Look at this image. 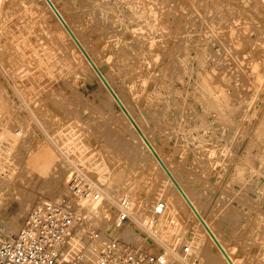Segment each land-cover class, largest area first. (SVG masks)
I'll return each instance as SVG.
<instances>
[{
	"label": "rangeland",
	"instance_id": "rangeland-1",
	"mask_svg": "<svg viewBox=\"0 0 264 264\" xmlns=\"http://www.w3.org/2000/svg\"><path fill=\"white\" fill-rule=\"evenodd\" d=\"M55 1L107 63L179 179L189 189L200 185L193 197L233 255L264 264V0H94L84 16H73L68 0ZM60 30L43 0H2L0 220L7 230L16 231L39 200L64 193L79 167L113 200L129 195L135 219L167 202L151 227L159 236L153 247L144 244L153 236L144 223L129 221L124 238H143L133 243L150 252L188 243L199 264H226ZM122 77H135L136 97L124 92ZM111 203L102 208L108 223Z\"/></svg>",
	"mask_w": 264,
	"mask_h": 264
},
{
	"label": "built area",
	"instance_id": "built-area-1",
	"mask_svg": "<svg viewBox=\"0 0 264 264\" xmlns=\"http://www.w3.org/2000/svg\"><path fill=\"white\" fill-rule=\"evenodd\" d=\"M66 186L61 195L33 205L16 231L9 232L0 220V264H199L190 244L150 252L144 244L152 246L154 234L141 246L126 240L121 228L136 220L129 195L113 200L79 167L68 174ZM111 201L114 234L104 229L107 217L102 214ZM166 210L167 202L160 199L140 222L154 228ZM174 253H179L177 262L171 261Z\"/></svg>",
	"mask_w": 264,
	"mask_h": 264
},
{
	"label": "bare ground",
	"instance_id": "bare-ground-1",
	"mask_svg": "<svg viewBox=\"0 0 264 264\" xmlns=\"http://www.w3.org/2000/svg\"><path fill=\"white\" fill-rule=\"evenodd\" d=\"M42 1V0H41ZM53 1V3L55 4V6L57 7V9L59 10V12L61 13V15L64 17V19L66 20V22L69 24V26L71 27V29L73 30V32L76 34V36H77V38L79 39V41L81 42V44L84 46V48H86V50H87V52L90 54V56L92 57V59L94 60V62L97 64V66L101 69V71L103 72V74H104V76H105V78L108 80V82L110 83V85L112 86V87H114L113 89L115 90V92L117 93V95L119 96V98L121 99V101L123 102V105H125V107L127 108V110L129 111V113L131 114V116L135 119V121L140 125V127H141V129L143 130V132L145 133V135L147 136V138L149 139V141L151 142V144L153 145V147L156 149V151L159 153V155L162 157V159H163V161L167 164V166L169 167V169L171 170V172L173 173V175L176 177V179H177V181L179 182V183H181L180 185L182 186V188L184 189V191H185V193L188 195V197L190 198V200L193 202V204H194V206L197 208V210L200 212V214H201V216L203 217V219L206 221V223L208 224V226L210 227V229L212 230V232H213V234H215V236L217 237V239L220 241V243L223 245V247L225 248V250L227 251V253L229 254V256L231 257V260H233V262L235 263V264H241L240 263V261L238 260V258H236L234 255H233V253H232V251L228 248V246L225 244V242L221 239V237H220V235H219V231L216 229V227H215V224H214V222H212L211 221V219L209 218V217H207L204 213H203V211L201 210V205H200V203L193 197V193L191 192V189L193 188L192 186V188L191 189H189V188H187L186 186H185V184L179 179V177L177 176V173L175 172V170L170 166V164L168 163V161H167V159L165 158V156L162 154V152L160 151V149L158 148V144H156V137L154 136L153 138L147 133V131H146V129H145V127L143 126V124L138 120V118H137V116L134 114V112H133V110L131 109V107L128 105V103H127V101H126V99L123 97V95L121 94V92H119L116 88L117 87H115V85L112 83V81L110 80V78H109V76H108V74H107V72H106V68H105V63H102V62H100L99 60H97L96 59V57L93 55V53H92V51H91V49L89 48V46H87V43H85V41H84V36L82 37L81 35H79V33H77V30L73 27V25L71 24V22H70V20L68 19V17L66 16V14H65V12H63L64 11V9L62 10L61 9V7H59V5H57V3H56V1L55 0H52ZM75 1H77L78 2V4H80L79 5V7H81V8H76L74 5H75V3H74V5H73V3H72V1H70V0H68V1H66L67 2V4H66V6H68L67 8L69 9V11L72 13V15L74 16V15H79L80 16V13H82V15L81 16H84V14L85 13H87L88 11H87V9L86 8H88L89 9V7H90V3L92 2V1H94V0H75ZM136 1V0H135ZM43 2H44V5H46V7H47V9L48 10H50V13H51V15H52V17L56 20V23L58 24V26H59V29H61L60 31H61V33L62 34H64L63 36H65V37H67V39L69 40V42L72 44V46H73V48L75 47V49L78 51V53H79V55H80V57L82 58V60H83V62L88 66V68L92 71V73L93 74H95L96 76L95 77H97V80H98V83L101 85V87H102V89H104L105 90V92H106V94L109 96V98H110V101L112 102V103H114V104H118L117 103V101H116V99L114 98V96L111 94V92L107 89V87L104 85V83L102 82V80L100 79V77L98 76V73L96 72V70L94 69V67H93V65L90 63V61L87 59V57L83 54V52L81 51V49L78 47V45H77V43L75 42V40L72 38V36L70 35V33H69V31H68V29H66V27L64 26V24L61 22V20L57 17V15L55 14V12L53 11V9L49 6V4H48V2L46 1V0H43ZM80 2V3H79ZM97 2V1H96ZM142 2V1H141ZM93 3V2H92ZM99 3V2H98ZM65 5V4H64ZM95 5H96V3H95ZM113 5H114V3H113ZM146 5V4H145ZM97 6V5H96ZM103 6V5H102ZM140 6V5H139ZM77 7H78V5H77ZM101 7V6H100ZM142 7V6H141ZM161 7V6H160ZM66 8V9H67ZM79 10V9H81V10H79L78 12H77V10ZM94 8V7H93ZM143 8H145V7H143ZM142 8V9H143ZM75 9V10H74ZM141 9V8H140ZM146 9V8H145ZM93 10V9H92ZM144 10V9H143ZM22 11V10H21ZM96 11V10H95ZM140 11V10H139ZM146 11L147 10H145V12H144V17H145V15L148 13H146ZM70 12H69V14H70ZM100 12V11H99ZM105 12V11H104ZM90 13V12H89ZM141 13V12H140ZM143 13V12H142ZM141 13V14H142ZM160 14V13H159ZM24 15V14H23ZM71 17V16H70ZM153 17V16H152ZM150 16H149V14H147L146 15V18L145 19H149L150 20ZM83 19V18H82ZM144 19V18H143ZM153 19V18H152ZM52 20V19H51ZM90 20V19H89ZM149 20H147V21H149ZM84 21V20H83ZM86 21V20H85ZM88 21V20H87ZM146 21V20H145ZM143 23V22H142ZM146 23H149V22H146ZM111 25V24H110ZM141 25H143V24H141ZM144 25H145V22H144ZM148 25H150V27H152L151 26V24H148ZM77 26V25H76ZM92 26H94V25H92ZM98 26V25H97ZM101 26V25H100ZM146 26L147 25H145V28H146ZM95 27H96V25H95ZM144 27V26H143ZM142 27V28H143ZM78 28V27H77ZM92 28V27H91ZM139 28V27H138ZM149 28V27H148ZM147 28V29H148ZM99 29V28H98ZM58 30V29H57ZM93 30V29H92ZM138 30V29H137ZM149 30H150V28H149ZM90 31V30H89ZM89 31H87V33L89 32ZM152 30H150V32H151ZM51 32V31H50ZM85 32V31H84ZM148 32V31H147ZM150 32H148V33H150ZM95 33V32H94ZM106 33V32H105ZM108 33V32H107ZM180 33V32H179ZM139 34V33H138ZM91 35V34H90ZM89 35V36H90ZM99 35V34H98ZM102 35H105V34H102ZM110 37V36H109ZM96 38V37H95ZM100 38V37H99ZM90 39V38H89ZM93 39V38H92ZM98 41L100 40V39H97ZM96 39H95V41H97ZM105 40V39H104ZM116 40V39H115ZM187 40V39H186ZM62 41V40H61ZM87 42V41H86ZM91 42V41H90ZM93 42V41H92ZM107 42V41H106ZM106 42H104L105 44H106ZM179 42V41H178ZM101 43H103V42H100V44ZM93 44V43H92ZM95 44V43H94ZM104 44V45H105ZM109 44V43H108ZM102 45V44H101ZM183 46V45H182ZM92 47H93V45H92ZM114 47V46H113ZM105 48V47H104ZM111 48V47H110ZM179 48V47H178ZM92 49H96V45H95V47H93ZM98 49V48H97ZM102 49V48H101ZM112 49V48H111ZM147 49V48H146ZM106 50V49H105ZM101 51V50H100ZM178 51V50H177ZM98 53H99V51H97ZM114 52V51H113ZM129 52V51H128ZM172 52V51H171ZM110 53V52H109ZM109 53H108V55H109ZM130 53V52H129ZM181 53V52H180ZM118 54V53H117ZM120 54V53H119ZM131 54V53H130ZM69 55V54H68ZM126 55V54H125ZM176 55V54H175ZM113 57V56H112ZM126 57H128V56H126ZM108 58V57H107ZM173 58V57H172ZM207 58V57H206ZM67 61V60H66ZM106 65H107V63H106ZM112 65V64H111ZM114 66V65H113ZM123 66V65H122ZM174 66V65H173ZM124 67V66H123ZM123 67H122V69H123ZM128 68V67H127ZM131 68V67H130ZM149 68V67H148ZM117 69H119V68H117ZM118 71V70H117ZM126 71V70H125ZM150 71V70H149ZM119 72H121V71H119ZM78 73H79V70H78ZM158 73V72H157ZM119 74V73H118ZM184 74V73H183ZM135 75V74H134ZM165 76V75H164ZM121 77V76H120ZM158 77V76H157ZM166 77V76H165ZM123 78V77H122ZM121 78V79H122ZM114 80V79H113ZM122 89H124V92L127 94V92H128V94L127 95H130L131 97H136L137 96V91L139 90V88L137 89L136 88V80H135V77H131V79L129 78V77H125V78H123L122 79ZM217 82V81H216ZM162 83V82H161ZM218 83V82H217ZM148 85V84H147ZM167 85V84H166ZM222 85V84H221ZM142 86V85H141ZM198 87V86H197ZM142 88H143V86H142ZM146 88V87H145ZM156 89V88H155ZM143 90V89H142ZM202 90V89H201ZM171 91V90H170ZM207 91V90H206ZM205 92V91H204ZM151 93V92H150ZM168 93V92H167ZM142 96V95H141ZM147 98V97H146ZM155 98H157V97H155ZM217 99V98H216ZM200 100V99H199ZM155 101V100H154ZM161 101V100H160ZM201 101V100H200ZM207 101V100H206ZM156 103V102H155ZM162 103V102H161ZM164 103V102H163ZM220 103V102H219ZM151 105V104H150ZM149 105V106H150ZM166 107V106H165ZM164 107V108H165ZM178 108V107H177ZM119 109V113L122 115V117L126 120V123L129 125V127L131 128V130L133 131V133L136 135V137H137V139L140 141V144H142V146H143V148H144V150L146 151V153L148 154V156L149 157H151V159H152V161L156 164V166L159 168V170L161 171L160 173H162V175L164 176V178L168 181V183L171 185V187H172V189H173V191H175V193L177 194V196H179V199L182 201V202H184V204L186 205V207L188 208V210L190 211V213L192 214V216L194 217V219H195V221L197 222V224L199 225V228H201L202 229V231H203V233H204V235L206 236V238H208L207 240H210V243H211V245L214 247V249L216 250V252H218V254L220 255V257L222 258V259H224V262L226 263V264H231L230 262H229V259H227V257L225 256V254L223 253V251L219 248V246L217 245V243L215 242V240H213V237L210 235V233L207 231V229L204 227V225L201 223L202 221H200L199 220V218L197 217V215L195 214V212L193 211V209L190 207V205H189V202H187V200L185 199V197L182 195V193L179 191V189L176 187V185L174 184V182L172 181V179L170 178V176L167 174V172L165 171V169L163 168V166L160 164V162L158 161V159L155 157V155H154V153L152 152V150L150 149V147L147 145V143H146V141L143 139V137L140 135V133L137 131V129L135 128V125H133V123H132V121L130 120V118L127 116V114L121 109V108H118ZM157 110H158V108H157ZM162 110V109H161ZM154 112V111H153ZM192 112V111H191ZM146 114V113H145ZM160 114V113H159ZM150 115H151V113H150ZM161 115V114H160ZM152 116V115H151ZM152 117H154V116H152ZM157 115H156V119H157ZM196 117V116H195ZM150 118V117H149ZM155 118V117H154ZM194 118V117H193ZM159 119V118H158ZM162 119V118H161ZM177 119V118H176ZM163 120V119H162ZM171 120V119H170ZM160 122V121H159ZM173 124V123H172ZM177 124V123H176ZM157 127V126H156ZM159 134H160V132H159ZM113 138V137H112ZM161 138V137H160ZM159 138V139H160ZM181 139V138H180ZM170 141V140H169ZM169 141H167L168 142V144L170 143ZM167 144V143H166ZM171 145V144H170ZM169 145V146H170ZM174 145V144H173ZM173 145H171V147L170 148H174L175 146H173ZM168 146V145H167ZM170 148H168V149H170ZM167 149V150H168ZM194 149V148H193ZM173 152V151H172ZM176 153V152H175ZM175 153H174V155H175ZM179 153V152H178ZM212 153V152H211ZM176 156V155H175ZM186 158V157H185ZM194 160V159H193ZM190 162V161H189ZM195 162V161H194ZM179 163V162H178ZM208 163V162H207ZM226 164V163H225ZM201 165V164H200ZM198 167V166H197ZM185 168V167H184ZM237 168V167H236ZM239 168V167H238ZM207 169V168H206ZM252 169V168H251ZM246 172H247V170H246ZM198 173V172H197ZM200 174V173H199ZM91 176V175H90ZM194 176V175H193ZM192 176V177H193ZM201 178V177H200ZM209 178V177H208ZM211 178H212V176H211ZM192 179H194V178H192ZM191 179V180H192ZM59 181V180H58ZM220 181V180H219ZM230 181V180H229ZM249 181V180H248ZM197 182V181H196ZM199 183L201 182V181H198ZM212 182V181H211ZM216 182V181H215ZM242 182V181H241ZM202 183V182H201ZM243 183V182H242ZM99 184V183H98ZM204 184V183H203ZM227 184V183H226ZM225 184V185H226ZM100 185V184H99ZM213 185H215V184H213ZM101 186V185H100ZM200 186V185H199ZM198 186V188L196 187H194V189H192V190H196V191H198L197 193H201V190H199V187ZM203 186V185H202ZM201 186V187H202ZM217 186V185H216ZM102 187V186H101ZM103 188V187H102ZM203 188H204V186H203ZM207 188H209V187H207ZM256 188V187H255ZM200 189H202V188H200ZM209 190V189H208ZM216 190V189H215ZM228 190V189H227ZM234 190V189H233ZM253 190V189H252ZM103 191L106 193V194H108L110 191H107V190H105L104 188H103ZM108 192V193H107ZM5 193V192H4ZM226 193V192H225ZM211 194V193H210ZM233 194V193H232ZM4 195V194H3ZM203 195V194H202ZM201 195V196H202ZM111 196V195H110ZM233 196V195H232ZM206 197V196H205ZM215 197V196H214ZM213 200V199H212ZM218 200V199H217ZM212 202V201H211ZM209 204H210V202H208ZM112 204V203H111ZM169 204L170 203H168V206H169ZM205 204H207L206 202H205ZM213 204V203H212ZM208 205V204H207ZM206 205V206H207ZM220 205V204H219ZM171 206V205H170ZM169 206V207H170ZM209 206V208H210V205H208ZM214 206V205H213ZM223 206V205H222ZM211 210V209H210ZM209 210V211H210ZM215 210V209H214ZM213 211V210H212ZM219 211V210H218ZM171 212V211H170ZM214 213V212H213ZM212 213V214H213ZM217 216V215H216ZM233 216V215H232ZM232 216H231V218H232ZM104 217H107V215L105 216L104 215ZM110 217V219L112 218L111 217V215L109 216ZM108 217V218H109ZM167 216H165L163 219H165ZM174 217V216H173ZM222 217V216H221ZM107 218V219H108ZM168 218V217H167ZM169 219V218H168ZM233 219H235V217L234 218H232V220ZM140 220L141 219H139V218H136V220H134L138 225H141V222H140ZM170 220V219H169ZM230 220V219H229ZM172 221V220H171ZM170 221V222H171ZM231 221V220H230ZM10 223V226H12V228L13 227H15L14 225L16 224V220L14 221V220H12V221H9ZM168 222V221H167ZM107 223H108V220H107ZM106 223V227H104V229H110V231L112 232V234H114L115 232H114V230H115V225L113 224V222L112 221H109V223L107 224ZM129 223V221H127V222H125V224H124V226H127V224ZM232 223V222H231ZM143 227V226H142ZM8 230H10L9 228H7ZM146 229V228H145ZM150 229V232L151 233H153L155 236H158L156 233H155V231L153 230V229H151V228H149ZM148 229V230H149ZM234 229V228H233ZM135 231H136V233L138 232H140L141 233V231H139V229L137 230V229H135ZM149 232V231H148ZM122 235V234H121ZM142 235V234H141ZM152 235V234H151ZM123 236V235H122ZM197 236V235H196ZM159 237V236H158ZM188 237V236H187ZM258 237V236H257ZM126 240H129V241H131V242H134V241H143V238H142V240H135V239H127V238H125ZM188 239V238H187ZM191 239V238H190ZM157 240H159V239H155V244H156V242H157ZM192 240V239H191ZM190 240V241H191ZM205 240V239H204ZM189 242V241H188ZM194 241H192V244H194L193 243ZM191 243V242H190ZM185 244V243H184ZM188 244V243H187ZM195 245V244H194ZM154 245H152L151 247H153ZM168 246V245H167ZM170 246V245H169ZM191 246H193V245H191ZM196 246V245H195ZM171 247V246H170ZM203 252V251H202ZM204 254H205V252H204ZM175 257V259L178 261V258H180L179 257V253H174V254H172V256H171V261L172 262H177V261H175L174 260V257ZM173 257V258H172ZM178 257V258H177ZM202 259V258H201Z\"/></svg>",
	"mask_w": 264,
	"mask_h": 264
},
{
	"label": "water",
	"instance_id": "water-1",
	"mask_svg": "<svg viewBox=\"0 0 264 264\" xmlns=\"http://www.w3.org/2000/svg\"><path fill=\"white\" fill-rule=\"evenodd\" d=\"M49 4V6L53 9V11L55 12V14L57 15V17L61 20V22L64 24V26L66 27V29H68L70 35L72 36V38L75 40V42L77 43L78 47L81 49V51L83 52V54L87 57V59L90 61V63L93 65L94 69L96 70V72L98 73V76L100 77V79L102 80V82L104 83V85L107 87V89L111 92V94L114 96V98L117 101V108H121L126 114L127 116L130 118V120L132 121L133 125H135V128L137 129V131L140 133V135L143 137V139L146 141L147 145L150 147V149L152 150V152L154 153L155 157L158 159V161L160 162V164L163 166V168L165 169V171L167 172V174L170 176V178L172 179V181L174 182V184L176 185V187L179 189V191L182 193V195L185 197V199L187 200V202H189L190 207L193 209V211L195 212V214L197 215V217L199 218L200 221H202L201 223L204 225V227L207 229V231L210 233V235L213 237V240H215V242L217 243V245L219 246V248L223 251V253L225 254V256L227 257V259H229V262L231 264H235L233 262V260H231V257L229 256V254L227 253V251L225 250V248L223 247V245L220 243V241L217 239V237L215 236V234H213L212 230L210 229V227L208 226V224L206 223V221L203 219V217L201 216L200 212L197 210V208L194 206L193 202L190 200V198L188 197V195L185 193L184 189L182 188V186L180 185L181 183H179L176 179V177L173 175V173L171 172V170L169 169V167L167 166V164L163 161L162 157L159 155V153L156 151V149L153 147V145L151 144V142L149 141V139L147 138V136L145 135V133L143 132V130L141 129L140 125L135 121V119L131 116V114L129 113V111L127 110V108L125 107V105H123V102L121 101V99L119 98V96L117 95V93L115 92V90L113 89L114 87H112L110 85V83L108 82V80L105 78L103 72L101 71V69L97 66V64L94 62V60L92 59V57L90 56V54L87 52L86 48H84V46L81 44V42L79 41V39L77 38L76 34L73 32V30L71 29V27L69 26V24L66 22V20L64 19V17L61 15V13L59 12V10L57 9V7L55 6V4L53 3L52 0H46Z\"/></svg>",
	"mask_w": 264,
	"mask_h": 264
}]
</instances>
